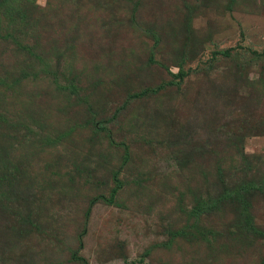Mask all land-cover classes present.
<instances>
[{
	"label": "rangeland",
	"instance_id": "obj_1",
	"mask_svg": "<svg viewBox=\"0 0 264 264\" xmlns=\"http://www.w3.org/2000/svg\"><path fill=\"white\" fill-rule=\"evenodd\" d=\"M1 1L0 264H264V0Z\"/></svg>",
	"mask_w": 264,
	"mask_h": 264
},
{
	"label": "trees",
	"instance_id": "obj_2",
	"mask_svg": "<svg viewBox=\"0 0 264 264\" xmlns=\"http://www.w3.org/2000/svg\"><path fill=\"white\" fill-rule=\"evenodd\" d=\"M6 2L7 1H1L0 0V7L3 6ZM224 52L228 53L229 51H224ZM184 74H185L184 71L181 70L179 73V76L182 77V76H184ZM253 185H254L253 182L244 183V184L240 185L239 187H237V188L225 193L221 197H217V198H212V197L205 198L203 196H200L199 198H197L196 204L189 210V215L194 219L193 226L197 223V221H199L202 218V216H204L206 214L213 213L215 210H217L218 206L220 204V201H222L228 197L232 198L235 196V197L239 198L240 200H242L244 203H247L246 201L243 200V198L245 196V193L248 192ZM261 185L264 186V180L262 181ZM120 187H121V184L118 183V185L112 189L110 196L107 197L106 200L109 202H113L116 195L118 194ZM101 198H102V196L96 197L95 199H101ZM89 211L90 210L88 209L87 216L89 215ZM246 218H247L246 219L247 222L249 223L248 215L246 216ZM180 231H183L182 233H185V232L188 233V231L184 228ZM213 233H214V231L212 232V234ZM261 233L264 236V232H261ZM83 234L84 233L82 231V233L78 237V248L71 253V255H72L71 259H83L79 256V251L82 248V244H83L82 243L83 242V237H82Z\"/></svg>",
	"mask_w": 264,
	"mask_h": 264
}]
</instances>
